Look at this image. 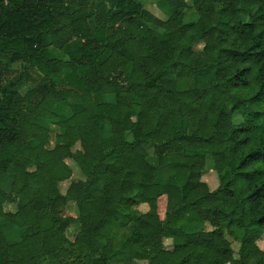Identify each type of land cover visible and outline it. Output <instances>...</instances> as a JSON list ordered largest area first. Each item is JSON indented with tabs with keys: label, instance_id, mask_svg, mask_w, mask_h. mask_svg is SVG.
<instances>
[{
	"label": "trees",
	"instance_id": "1",
	"mask_svg": "<svg viewBox=\"0 0 264 264\" xmlns=\"http://www.w3.org/2000/svg\"><path fill=\"white\" fill-rule=\"evenodd\" d=\"M158 5L0 0V264H264V0Z\"/></svg>",
	"mask_w": 264,
	"mask_h": 264
},
{
	"label": "rangeland",
	"instance_id": "2",
	"mask_svg": "<svg viewBox=\"0 0 264 264\" xmlns=\"http://www.w3.org/2000/svg\"><path fill=\"white\" fill-rule=\"evenodd\" d=\"M142 3L144 5V8L146 10H148L151 14H153L155 17L159 18L162 21H165L168 18V11L166 9H162L160 8V6L158 5V0H142ZM196 19L195 13L191 7V5L189 4L186 8V21L187 22H191L194 21ZM106 101H113L112 97H105ZM149 153L152 154L151 149H149ZM65 163L70 166V168L72 169V173L73 176L76 178H81V175L79 173V170L77 168V166L74 164V162H72L69 159L65 160ZM207 167H212V163L210 161L207 162ZM170 173L169 169H161L157 172V178L161 181H163L165 179L166 176H168ZM201 180L203 182H205L210 190H214L217 185H218V181L216 178V175L214 172L207 170L202 174V178ZM68 184V183H67ZM65 183L64 186L67 185ZM13 209V206H11ZM77 222L72 223V225L66 230L65 232V236L67 238L68 241L73 242L74 238L77 234ZM4 234L7 237L8 242L10 243H14L17 242L20 238H19V234L18 231L13 227V226H7L4 229ZM224 236L226 238V240L232 245V248L236 251L238 249V240H239V233L238 232H234V233H230V232H225ZM164 245L166 248L170 247V241L169 240H165ZM257 245L260 249H264V237H262L258 242ZM42 264H55L53 262H46V263H42ZM133 264H146L145 261H139L136 260L133 262Z\"/></svg>",
	"mask_w": 264,
	"mask_h": 264
}]
</instances>
